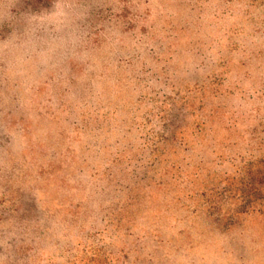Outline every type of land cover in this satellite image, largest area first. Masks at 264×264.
Wrapping results in <instances>:
<instances>
[{"label": "rangeland", "instance_id": "rangeland-1", "mask_svg": "<svg viewBox=\"0 0 264 264\" xmlns=\"http://www.w3.org/2000/svg\"><path fill=\"white\" fill-rule=\"evenodd\" d=\"M0 264H264V0H0Z\"/></svg>", "mask_w": 264, "mask_h": 264}, {"label": "trees", "instance_id": "trees-1", "mask_svg": "<svg viewBox=\"0 0 264 264\" xmlns=\"http://www.w3.org/2000/svg\"><path fill=\"white\" fill-rule=\"evenodd\" d=\"M180 121H177V123L175 121H171V123L166 127L167 130V138H161L162 140V146L163 147H172L175 144L178 145H185V143H187L186 141V137H185V125L184 124V116H182ZM176 124H175V123ZM160 161H157L156 163H154L155 165H158Z\"/></svg>", "mask_w": 264, "mask_h": 264}]
</instances>
